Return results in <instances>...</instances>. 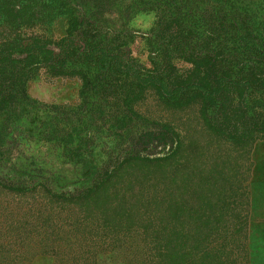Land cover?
I'll use <instances>...</instances> for the list:
<instances>
[{"label":"trees","instance_id":"trees-1","mask_svg":"<svg viewBox=\"0 0 264 264\" xmlns=\"http://www.w3.org/2000/svg\"><path fill=\"white\" fill-rule=\"evenodd\" d=\"M206 1L0 0V112L41 108L39 137L70 161L106 153L91 184L56 191L15 163L18 135L0 134V264H20L38 238L63 264H93L136 228L148 264H246L248 201L239 211V191L192 164L188 136L167 119L195 108L233 144L264 133V23L236 0ZM143 11L156 19L139 34L129 23ZM138 36L148 64L133 55ZM42 74L79 80V101L38 107L28 84ZM143 125L159 133H132Z\"/></svg>","mask_w":264,"mask_h":264},{"label":"rangeland","instance_id":"rangeland-1","mask_svg":"<svg viewBox=\"0 0 264 264\" xmlns=\"http://www.w3.org/2000/svg\"><path fill=\"white\" fill-rule=\"evenodd\" d=\"M206 3L208 7H213L214 1L207 0ZM234 4L242 10L249 23L256 26L259 22L264 23V0H236ZM155 19L153 11H143L134 15L129 25L138 30L139 34H144ZM66 29V18L59 17L52 23L51 33L55 39H60L66 34ZM131 49L134 56L148 64L146 47L141 37L138 36L131 44ZM179 65L183 64L179 62ZM79 88L80 82L75 78L42 74L29 82L28 93L39 102L36 104L38 107H42L40 103L75 104L79 101ZM38 109L41 108L17 105L11 113L0 112V134L18 135L15 163L21 169L27 168L44 176L56 191H74L91 184L95 167L106 159L105 151L96 148L93 152L94 160L85 164L68 160L63 155L60 143L39 137L43 130L40 124L43 117L42 111ZM167 119L176 126L179 133L188 136L185 149L192 164L196 162L194 165L206 169V172L215 169L222 185L239 191V211L240 201H248V205L244 204L248 215L247 253L244 261L246 264H264V133L258 134L249 143L233 144L212 134L214 132L198 117L195 108L171 113ZM141 129L144 132L132 133H159L152 125H143ZM128 148L131 149L123 144L121 149ZM136 152L147 153L144 146L136 147ZM232 213L235 214L234 211ZM121 236L120 242L105 245L107 249L94 256L93 264H148L143 253L146 244L140 228L124 231ZM33 244L20 264H63L61 252L46 251V243H41L40 238Z\"/></svg>","mask_w":264,"mask_h":264}]
</instances>
